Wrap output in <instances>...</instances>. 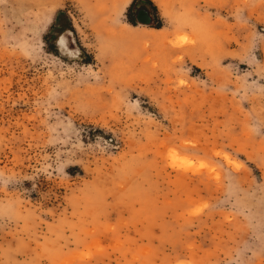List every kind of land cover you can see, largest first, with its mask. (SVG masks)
<instances>
[{
  "label": "rangeland",
  "instance_id": "374dc122",
  "mask_svg": "<svg viewBox=\"0 0 264 264\" xmlns=\"http://www.w3.org/2000/svg\"><path fill=\"white\" fill-rule=\"evenodd\" d=\"M151 1L0 0V264H264V0Z\"/></svg>",
  "mask_w": 264,
  "mask_h": 264
},
{
  "label": "crops",
  "instance_id": "0c3cea01",
  "mask_svg": "<svg viewBox=\"0 0 264 264\" xmlns=\"http://www.w3.org/2000/svg\"><path fill=\"white\" fill-rule=\"evenodd\" d=\"M135 5L133 6V10H135L136 14H142L143 16H146L147 19L152 21L153 14H152V1L151 0H135ZM151 3V4H150ZM139 19L136 18V21Z\"/></svg>",
  "mask_w": 264,
  "mask_h": 264
},
{
  "label": "flooded vegetation",
  "instance_id": "af4514ba",
  "mask_svg": "<svg viewBox=\"0 0 264 264\" xmlns=\"http://www.w3.org/2000/svg\"><path fill=\"white\" fill-rule=\"evenodd\" d=\"M133 12V18H138L139 22H151V20H149V18L147 19L146 16H143L142 14H136L135 10L132 11Z\"/></svg>",
  "mask_w": 264,
  "mask_h": 264
},
{
  "label": "bare ground",
  "instance_id": "6f19581e",
  "mask_svg": "<svg viewBox=\"0 0 264 264\" xmlns=\"http://www.w3.org/2000/svg\"><path fill=\"white\" fill-rule=\"evenodd\" d=\"M156 1H157V3H159V5L163 8V11H164V13H165V8H164L162 2H161L160 0H156Z\"/></svg>",
  "mask_w": 264,
  "mask_h": 264
},
{
  "label": "water",
  "instance_id": "95a60500",
  "mask_svg": "<svg viewBox=\"0 0 264 264\" xmlns=\"http://www.w3.org/2000/svg\"><path fill=\"white\" fill-rule=\"evenodd\" d=\"M140 24H144V25H150L149 23L147 24V23H143V22H139Z\"/></svg>",
  "mask_w": 264,
  "mask_h": 264
}]
</instances>
